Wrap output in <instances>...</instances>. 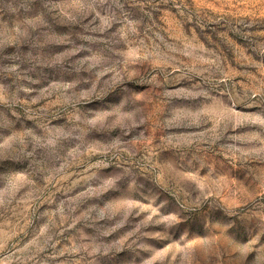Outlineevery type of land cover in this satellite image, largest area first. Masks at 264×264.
Masks as SVG:
<instances>
[{
	"label": "rangeland",
	"instance_id": "374dc122",
	"mask_svg": "<svg viewBox=\"0 0 264 264\" xmlns=\"http://www.w3.org/2000/svg\"><path fill=\"white\" fill-rule=\"evenodd\" d=\"M0 264H264V0H0Z\"/></svg>",
	"mask_w": 264,
	"mask_h": 264
}]
</instances>
